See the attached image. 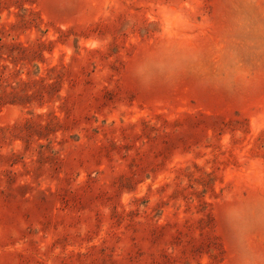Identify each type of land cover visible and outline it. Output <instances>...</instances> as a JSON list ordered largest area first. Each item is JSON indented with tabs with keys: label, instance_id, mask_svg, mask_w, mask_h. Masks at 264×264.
Segmentation results:
<instances>
[{
	"label": "rangeland",
	"instance_id": "rangeland-1",
	"mask_svg": "<svg viewBox=\"0 0 264 264\" xmlns=\"http://www.w3.org/2000/svg\"><path fill=\"white\" fill-rule=\"evenodd\" d=\"M225 208L264 258V0H0V264H241Z\"/></svg>",
	"mask_w": 264,
	"mask_h": 264
},
{
	"label": "clouds",
	"instance_id": "clouds-1",
	"mask_svg": "<svg viewBox=\"0 0 264 264\" xmlns=\"http://www.w3.org/2000/svg\"><path fill=\"white\" fill-rule=\"evenodd\" d=\"M183 7L167 3H160L157 6L155 19L159 27L158 35L165 45L154 57L136 67V74L141 81L148 83L155 78L168 80L182 70L184 50L187 47L183 33L191 27L190 18L183 11ZM173 45L174 49L171 47ZM223 219L241 249L245 251L241 264H264V258H258L257 253L249 247V232L244 228L241 212L235 208H225Z\"/></svg>",
	"mask_w": 264,
	"mask_h": 264
}]
</instances>
